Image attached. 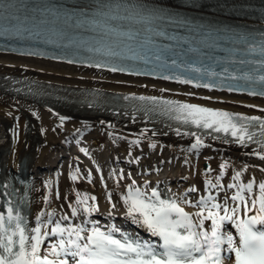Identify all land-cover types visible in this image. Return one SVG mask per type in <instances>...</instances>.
I'll list each match as a JSON object with an SVG mask.
<instances>
[{"label": "bare ground", "instance_id": "6f19581e", "mask_svg": "<svg viewBox=\"0 0 264 264\" xmlns=\"http://www.w3.org/2000/svg\"><path fill=\"white\" fill-rule=\"evenodd\" d=\"M233 1L247 3L252 0ZM223 2L213 0L206 7L226 11L231 5ZM5 72L29 75L54 87L95 89L113 96H160L210 108L264 114V101L260 100L197 92L139 77H123L28 56L0 54V73ZM49 106L52 108L47 110L38 106V109L37 104L29 99L0 93V151L4 155V166L7 172L15 173L26 168L34 179L32 220L36 227L39 217L42 231L50 223L61 220L62 214H70L75 219L81 215L87 216L88 212L83 210L85 205L78 201H86L87 206L92 208L95 202H99L100 207L91 214L109 215L112 211L113 215H121L119 219L130 224L132 218L128 215L129 205L125 200L130 192L139 189L141 193H149L152 184H161L169 188L173 198L185 202L190 195L186 191L199 183L208 185V189H215L208 181L214 185L222 170H225L223 178L229 180L228 186H238L227 188L224 201L226 197L235 195L240 185L249 182H254L251 193L244 190L249 204L250 198L259 196L258 185L264 182V176L255 171L254 165L264 167V158L255 152L209 142L205 147L199 145L192 148L196 139L177 141L176 138H160L111 123L101 116L83 114L71 117L69 112L54 109L53 104ZM137 140L139 143H134ZM153 144L154 148L151 146ZM160 147L163 150L160 151ZM206 160L212 161L213 166L204 170L202 165ZM65 161H68L66 166ZM78 166L83 169L89 167L93 171L94 188L79 182L78 176L83 172L77 173V176L73 172ZM237 172L241 173L239 179H233ZM57 179H61L62 185L60 198L53 186ZM93 195L97 197L95 200L92 199ZM73 208L77 209L76 214H73ZM140 232L147 233V228L142 225Z\"/></svg>", "mask_w": 264, "mask_h": 264}, {"label": "snow or ice", "instance_id": "6c2138e0", "mask_svg": "<svg viewBox=\"0 0 264 264\" xmlns=\"http://www.w3.org/2000/svg\"><path fill=\"white\" fill-rule=\"evenodd\" d=\"M152 2L155 4L157 0H152ZM93 3L94 6L79 8V19L76 18L77 13H64L65 23L75 19V24L72 26L76 28L87 26L93 32L102 33L101 39L119 35L135 40L141 35V31L133 30V25H144L143 31L157 36L165 35L163 31H156L149 25L155 21L174 20L173 13L167 11V8L176 7L173 0H168L166 6L163 5L162 0H160L161 6H149L133 2V0H93ZM7 4L13 5V0H7ZM53 15L59 18L57 13L53 12ZM29 19L28 16L21 17L11 10H8L6 14V0H0V37L23 39L26 32L28 38L39 37L40 32H34L25 26ZM47 22L46 19L40 20L41 24ZM125 24L128 25V30L120 31L119 29ZM58 35L63 39L66 33H58ZM261 36L262 39L258 43H249L246 36H241L242 42L248 45L247 52L255 53L259 58L241 61L242 64H252L255 67L241 76L233 74L229 78L257 83L259 90L253 88L251 94L264 96V34ZM171 38L175 39V37ZM46 42L57 43L51 38ZM147 42L151 43V40ZM69 43H74V41H69ZM140 49L135 50L124 41H115L105 47H89L88 51L102 52L109 57L143 60L145 63H152L154 59L162 61L160 67L167 66V61L164 59L167 50L158 49L153 52L151 49H145L144 45H140ZM187 51H195V49ZM128 52L132 53L130 57L127 56ZM186 54L187 52L183 53V55ZM171 63L176 65V60L173 59ZM94 66L105 67L106 65L96 63ZM111 70L115 72L127 69L113 66ZM193 70L210 77L220 75L215 71L194 65ZM224 72L227 73V69ZM204 75L197 79H203ZM168 78L170 77H165V79ZM181 83L191 84L193 80L183 79ZM196 87L210 88L216 87V84L196 83ZM228 90L246 91L247 89L239 85H229ZM140 99L155 101L157 98L141 97ZM164 103L174 105V111L180 113L175 118L183 120L184 123L190 122L207 129L215 128L217 132H230L232 137L237 138L236 142L244 146H247L248 142L259 144L261 151L255 154L264 158L262 155L264 153V119L243 117L194 104H179L174 101ZM257 126L260 129V138H257L256 132L250 130ZM192 135L196 134L192 133ZM134 143L138 144L139 141H134ZM200 144L202 141L197 136L192 148H197ZM151 146L155 147L154 144ZM221 167L224 168L225 165ZM240 175L241 173L237 172L233 179H239ZM75 178L76 176L73 175V179ZM208 184L211 187L218 186L213 185L211 181H208ZM253 185L254 182L240 185L235 195L225 198L224 205L216 203L215 197H202L197 204L201 210L195 214L185 212L174 199L160 200L155 189L151 196L141 193L139 189H136L134 193L130 192L125 198L129 205L128 215L131 216L133 223L142 224L153 235L160 236L163 242L159 246L149 241H141L138 237L129 238L125 233H121L122 238H117L114 232L120 231L118 228L105 232L98 227H93L90 234H85L83 237L81 233L85 232V229L79 225L74 228L71 226L64 228L61 223H57L51 232L42 231L39 217L37 226L29 229L24 222V217L19 213L13 215L14 210L9 208L7 217L0 214V264H70V260L66 259L68 257L74 261V264H226L230 258L234 259V264H264V182L258 185L259 196L250 198L251 203L249 204V200L243 193L245 189L251 193ZM228 187L237 188L238 186L230 184ZM228 199H231L235 206H228ZM237 201L239 203H236ZM78 203L84 204L83 210L89 214L97 210L88 207L86 201H78ZM241 206L245 212L255 209V214L243 218L240 215ZM205 209L208 210L207 215L204 214ZM212 209L216 211L213 212ZM221 209L223 215L220 214ZM76 212L77 209L73 208V214ZM174 215L175 218H173ZM193 215L200 217L198 222L193 221ZM208 219L212 221L210 231L201 230L204 221ZM225 222L234 223L239 233L238 237L224 230ZM57 234L62 238L41 255V246L45 239ZM65 234L67 238H64Z\"/></svg>", "mask_w": 264, "mask_h": 264}]
</instances>
